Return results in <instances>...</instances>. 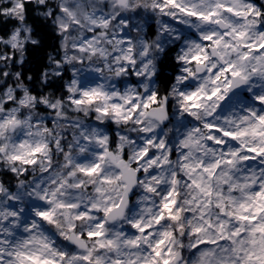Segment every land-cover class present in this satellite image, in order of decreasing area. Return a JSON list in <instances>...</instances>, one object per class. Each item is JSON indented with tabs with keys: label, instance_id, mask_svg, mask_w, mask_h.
<instances>
[{
	"label": "clouds",
	"instance_id": "clouds-1",
	"mask_svg": "<svg viewBox=\"0 0 264 264\" xmlns=\"http://www.w3.org/2000/svg\"><path fill=\"white\" fill-rule=\"evenodd\" d=\"M0 264H264V0H0Z\"/></svg>",
	"mask_w": 264,
	"mask_h": 264
}]
</instances>
